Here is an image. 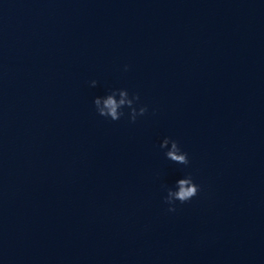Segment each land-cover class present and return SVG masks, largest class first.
I'll list each match as a JSON object with an SVG mask.
<instances>
[{
  "label": "clouds",
  "instance_id": "obj_1",
  "mask_svg": "<svg viewBox=\"0 0 264 264\" xmlns=\"http://www.w3.org/2000/svg\"><path fill=\"white\" fill-rule=\"evenodd\" d=\"M128 70V66H124ZM97 81L90 82L91 87L97 86ZM140 101L139 94L133 93L131 96L127 89H112L104 96H97L93 103L97 114L111 121H119L126 115L124 109H128L127 116L131 123H135L138 117L144 116L148 112L147 105H138ZM159 147L166 149L165 157L180 165H189L188 154L183 152L179 143L169 137H165ZM201 191L200 186L196 184L191 175L179 178L175 182L174 188H166L164 203L168 205L169 212L176 211V204H185L196 197Z\"/></svg>",
  "mask_w": 264,
  "mask_h": 264
}]
</instances>
